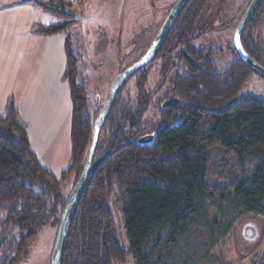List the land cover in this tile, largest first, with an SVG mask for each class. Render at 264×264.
I'll return each mask as SVG.
<instances>
[{"label": "trees", "instance_id": "1", "mask_svg": "<svg viewBox=\"0 0 264 264\" xmlns=\"http://www.w3.org/2000/svg\"><path fill=\"white\" fill-rule=\"evenodd\" d=\"M203 2L189 1L165 46L172 49L190 39ZM38 5L63 18L37 24L34 31L38 34L62 33L76 22L61 7ZM250 38L243 32L241 42L255 59L249 50ZM183 52L184 71L170 80L171 94L179 103L160 108V124L147 129L155 130L152 139L142 142L137 138L145 102L140 100L134 107L122 102L123 86L118 89L99 135L95 159L107 152L110 155L89 174L62 264H126L129 260L156 264L150 253L159 245L158 234H164L165 243L176 242L203 220L208 206L215 211L210 222L215 240L243 215L264 217V100L239 95L252 71L236 58L227 69L215 72L203 51L187 47ZM65 53L63 78L68 81L71 100L70 153L68 166L58 176L31 149L12 98L0 113V230L16 231L0 240V264H19L43 227H58L68 197L62 184L71 178L74 187L92 143L99 105L87 109V91L77 80L78 60L68 40ZM142 85L138 80L140 94ZM175 118L180 121L173 124ZM212 173L226 183H212ZM117 214L124 243L117 232Z\"/></svg>", "mask_w": 264, "mask_h": 264}, {"label": "rangeland", "instance_id": "2", "mask_svg": "<svg viewBox=\"0 0 264 264\" xmlns=\"http://www.w3.org/2000/svg\"><path fill=\"white\" fill-rule=\"evenodd\" d=\"M20 0H0V8ZM37 9L38 18L42 22L50 23L62 20L50 10H45L38 3L51 4L63 8L71 13L76 22L67 31L60 33L61 42L66 43L77 58V80L82 82L88 95L89 111H92L98 100L103 105L107 99L108 89L113 78L124 67L133 62L142 51L152 42L157 30L166 18L170 8L177 0H64L63 6L51 3L50 0H32ZM251 0H204L202 11L197 16L191 35H199L196 39H187L177 46L178 51L187 47L204 52V57L211 58L216 67L215 72L227 69L238 58L233 46L234 31ZM36 17V18H37ZM250 34L249 50L253 57L264 67V1L251 18L244 31ZM57 35V34H56ZM57 42V36H52ZM190 37V36H189ZM44 41L39 46L43 48ZM63 55V71L66 61L64 44L61 46ZM216 54L208 56V51ZM41 51V50H40ZM47 51V50H46ZM172 63V69L179 73L184 66L176 52L167 53ZM162 60H154L144 71L133 76L124 85L120 100L128 102L133 107L142 99L141 94H148L149 104L141 118L142 125L153 126L157 121L163 96L168 92L170 80L164 74ZM166 59V63L169 65ZM178 66H180L178 68ZM39 67L34 64L33 70ZM43 68V67H42ZM171 68V67H170ZM166 76V77H165ZM138 80L142 91L138 92ZM68 83V81L65 79ZM167 89V90H166ZM240 96L252 95L264 100V79L252 73L239 91ZM71 103V102H70ZM163 103V102H161ZM180 118H175L176 124ZM160 124V122H159ZM158 124V125H159ZM68 127H63L62 136L51 147L55 155H48L50 159L40 161L55 176L63 171L69 162L67 151ZM216 159V158H215ZM217 160H214L215 163ZM248 170L252 165L248 164ZM212 183L225 184L216 174L210 176ZM72 179L62 184L64 196L72 190ZM118 215V214H117ZM215 216L212 206L207 207L203 220L191 226L190 229L178 236L176 242H166L163 233H159V245L152 250L150 258L158 261L156 264H261L264 261V217L249 213L236 219L233 226L222 237L215 240L211 236L210 222ZM117 232L124 243L123 231L119 215L116 218ZM56 225L43 227L32 242L25 259L19 264H50L51 253L57 233ZM215 229V227H214ZM217 231V230H216ZM215 233H218V231ZM14 229L0 230V240ZM214 233V235H216ZM154 240L149 243L148 251ZM126 244V241H125ZM151 251V250H150ZM126 264H136L129 260Z\"/></svg>", "mask_w": 264, "mask_h": 264}, {"label": "crops", "instance_id": "3", "mask_svg": "<svg viewBox=\"0 0 264 264\" xmlns=\"http://www.w3.org/2000/svg\"><path fill=\"white\" fill-rule=\"evenodd\" d=\"M37 16L32 0L0 8V113L12 98L31 149L39 160L47 161L48 155H58L51 147L65 126L69 142L65 153H70L71 100L63 78L61 46L65 51V42L60 33H36L35 26L46 23ZM52 36H57V42ZM35 63L39 67L33 70Z\"/></svg>", "mask_w": 264, "mask_h": 264}, {"label": "water", "instance_id": "4", "mask_svg": "<svg viewBox=\"0 0 264 264\" xmlns=\"http://www.w3.org/2000/svg\"><path fill=\"white\" fill-rule=\"evenodd\" d=\"M188 1L189 0H177L175 2V4L170 9L168 15L166 16L164 22L162 23L160 29L158 30L157 34L155 35L152 43L145 51V53L138 60L125 67L111 81L108 89L107 99L102 105L97 117L93 122L92 143L89 147L82 172L76 184L70 191L67 197L65 207L62 211L59 225L57 228L54 246L51 253L50 264H62L63 254L65 250V245H66V240L68 237L70 225L74 213L76 211V208L78 206L79 200L81 198V195L84 191L85 185L87 183L89 174L104 160H106L110 155V152H107L103 156L95 159V151H96L99 135L109 113L112 110L115 99L117 97L118 89L121 88L139 69H141L143 66L148 64L155 57L166 35L174 25L180 12L182 11V9L184 8V6L187 4ZM262 1L263 0H251L249 2L246 10L244 11L234 31L233 46L238 54V58L252 71V73H255L256 75L264 79V67L245 51L240 39L242 31L250 22L251 18L254 16L257 9L261 5ZM177 104H178L177 99H170L164 101L161 104V106L163 108H166ZM96 106H98L97 99H96ZM148 139H151V137H145L140 141L145 142Z\"/></svg>", "mask_w": 264, "mask_h": 264}, {"label": "flooded vegetation", "instance_id": "5", "mask_svg": "<svg viewBox=\"0 0 264 264\" xmlns=\"http://www.w3.org/2000/svg\"><path fill=\"white\" fill-rule=\"evenodd\" d=\"M190 1V0H189ZM189 1L187 2V4L189 3ZM264 1V0H263ZM262 1V2H263ZM261 2V3H262ZM175 4V3H174ZM173 4V5H174ZM187 4L184 6V8L182 9V11L180 12V14H179V16H178V18L176 19V21H175V23H174V25L172 26V28L170 29V31L168 32V34L166 35V37H165V39H164V41H163V43H162V45H161V47H160V49H159V51H158V53L155 55V57L148 63V64H146L145 66H143L141 69H139L135 74H140L142 71H144L145 69H147V67L154 61V60H156V59H160V60H162L161 62H163L162 64H164V66L165 67H163V71H164V74L166 75V76H168V78H169V80H171V77H172V75H175V74H177V73H179L178 71H176V70H171L172 69V63H175L176 61H175V59H172L171 60V63H170V61H169V58L167 57V53H171V52H176V55L178 56L177 58H180L181 59V62L183 61V54H184V52L183 51H176L178 48H177V46L175 47V48H172V49H170L171 47H169V46H165V42H166V40H167V37H168V35L170 34V32L172 31V29H173V27L175 26V24L178 22V20L180 19V16L182 15V12L184 11V9H185V7L187 6ZM172 5V6H173ZM261 6V5H260ZM259 6V7H260ZM172 8V7H171ZM170 8V9H171ZM259 9V8H258ZM257 9V10H258ZM170 11V10H169ZM201 11H202V9L200 8V10L198 11V14H197V16L201 13ZM257 12V11H256ZM169 13V12H168ZM168 15V14H167ZM196 19H197V17H196ZM165 20V19H164ZM164 22V21H163ZM162 22V23H163ZM195 24V23H194ZM162 25V24H161ZM161 25H160V27H161ZM248 25V24H247ZM160 27H159V29H160ZM247 28V26L244 28V30L242 31V33H241V41H242V34H243V32L245 31V29ZM158 29V30H159ZM158 30H157V32H158ZM203 31V30H202ZM202 31H200L198 34V36L197 35H195V36H193V35H190V39H196L197 37H199L200 36V33L202 32ZM157 32H156V34H157ZM155 34V35H156ZM197 36V37H196ZM155 37V36H154ZM154 39V38H153ZM153 41V40H152ZM152 43V42H151ZM150 43V44H151ZM242 43V42H241ZM150 46V45H149ZM148 46V47H149ZM147 47V48H148ZM147 48L144 50V51H142L141 53H140V55L135 59V61L136 60H138L144 53H145V51L147 50ZM166 59L169 61V65H168V63H166ZM135 61H133V62H135ZM132 62V63H133ZM171 67V68H170ZM180 66H178V68H179ZM134 74V75H135ZM133 75V76H134ZM132 76V77H133ZM165 76V77H166ZM131 77V78H132ZM130 78V79H131ZM168 92H166V94L163 96V98L161 99V101L159 102L160 104H162L161 102H164V101H167V100H170V99H177V98H175L174 96H172V94H171V82L169 83V85H168ZM166 89V90H167ZM141 102H145V110H144V113L146 112V110H147V108H148V104H149V98L150 97H148V94H145V93H143V94H141ZM178 100V99H177ZM178 103H179V100H178ZM178 105V104H177ZM177 105H173V106H177ZM173 106H169V107H166V108H170V107H173ZM101 107H102V105H99V107H98V113H99V111H100V109H101ZM160 108H162V109H165V108H163L162 106H160ZM158 111H159V117L157 118V121L155 122V123H153L152 125L153 126H156V125H158L159 124V122H160V118H161V111L158 109ZM144 113H143V115H144ZM98 115V114H97ZM140 128H141V132L139 131V133L137 132V138H139V140H142L143 138H145V137H151V139H152V137H153V133L152 132H154L155 130H151V131H147V129H148V127L149 126H146V125H142V123H141V121H140ZM152 127V126H151ZM148 140H150V139H148ZM148 140H146V141H148Z\"/></svg>", "mask_w": 264, "mask_h": 264}]
</instances>
